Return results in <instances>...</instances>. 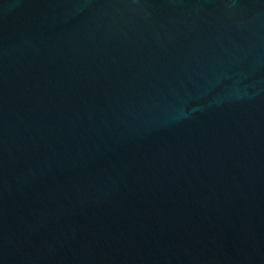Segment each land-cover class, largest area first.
<instances>
[{"label":"water","instance_id":"1","mask_svg":"<svg viewBox=\"0 0 264 264\" xmlns=\"http://www.w3.org/2000/svg\"><path fill=\"white\" fill-rule=\"evenodd\" d=\"M0 264H264V0H0Z\"/></svg>","mask_w":264,"mask_h":264}]
</instances>
